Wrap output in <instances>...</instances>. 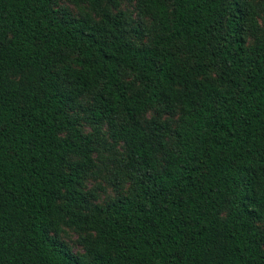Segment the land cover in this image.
I'll use <instances>...</instances> for the list:
<instances>
[{
	"label": "trees",
	"instance_id": "trees-1",
	"mask_svg": "<svg viewBox=\"0 0 264 264\" xmlns=\"http://www.w3.org/2000/svg\"><path fill=\"white\" fill-rule=\"evenodd\" d=\"M76 1L98 19L0 0V264H264V39L246 46L250 5L138 0L151 20L138 45L113 13L121 0ZM88 96L135 180L106 206L83 192L95 146L76 110ZM154 106L179 114L174 129L147 131ZM63 227L88 233L84 254Z\"/></svg>",
	"mask_w": 264,
	"mask_h": 264
},
{
	"label": "rangeland",
	"instance_id": "rangeland-1",
	"mask_svg": "<svg viewBox=\"0 0 264 264\" xmlns=\"http://www.w3.org/2000/svg\"><path fill=\"white\" fill-rule=\"evenodd\" d=\"M238 2L240 5H250L251 15L244 17L246 26V46L249 49L256 48L264 39V0H230ZM54 8L61 14H68L71 18L81 19L86 15H91L94 19H98L96 12L86 3L77 2L76 0H54ZM114 15L122 13L127 21L129 29L128 37L131 41L138 45H146L150 43L151 36L144 30H148L151 26V20L141 12L138 0H121L118 9L113 10ZM217 71L212 72V76L216 77ZM134 73L125 70L123 80L132 82ZM139 88V84H136ZM92 103L91 97L88 96L83 100V107L76 110L81 117V128L85 134L94 137L95 151L93 159L95 167L89 176L83 181V192L89 199L91 206H106L109 203L123 197L130 196L134 187V176L127 166L128 152L122 143H115L111 137L110 129L107 125L99 128L93 121L90 111L85 110ZM158 106H154L146 112L141 118L147 131L153 132L152 122L157 120L161 123H171L174 129L179 114H168L166 112H157ZM162 137H156V143L160 146L159 140L168 144V148H172L174 140L171 136L164 134L161 130ZM162 163L164 155H160ZM258 227L264 234V221L258 223ZM88 233L79 231L75 228L63 227L61 240L76 254H84V246L81 237Z\"/></svg>",
	"mask_w": 264,
	"mask_h": 264
}]
</instances>
